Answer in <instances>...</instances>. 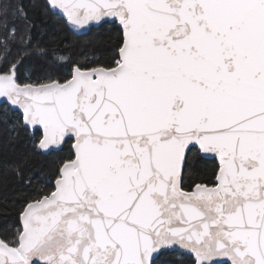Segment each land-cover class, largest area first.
I'll use <instances>...</instances> for the list:
<instances>
[{
	"label": "snow or ice",
	"instance_id": "1",
	"mask_svg": "<svg viewBox=\"0 0 264 264\" xmlns=\"http://www.w3.org/2000/svg\"><path fill=\"white\" fill-rule=\"evenodd\" d=\"M0 264H264V0H0Z\"/></svg>",
	"mask_w": 264,
	"mask_h": 264
},
{
	"label": "trees",
	"instance_id": "2",
	"mask_svg": "<svg viewBox=\"0 0 264 264\" xmlns=\"http://www.w3.org/2000/svg\"><path fill=\"white\" fill-rule=\"evenodd\" d=\"M8 181L9 182H8L7 189H6V195H8L10 199H15L17 185L15 184L14 179L11 176V173L8 174ZM16 206H18V204ZM8 211H9L11 220H18V217L14 214L15 208L12 205L9 206Z\"/></svg>",
	"mask_w": 264,
	"mask_h": 264
}]
</instances>
